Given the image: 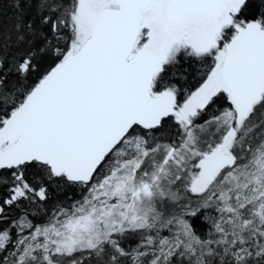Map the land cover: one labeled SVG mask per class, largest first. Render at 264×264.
<instances>
[{
  "label": "snow or ice",
  "instance_id": "obj_1",
  "mask_svg": "<svg viewBox=\"0 0 264 264\" xmlns=\"http://www.w3.org/2000/svg\"><path fill=\"white\" fill-rule=\"evenodd\" d=\"M0 264H264V0H0Z\"/></svg>",
  "mask_w": 264,
  "mask_h": 264
},
{
  "label": "trees",
  "instance_id": "obj_2",
  "mask_svg": "<svg viewBox=\"0 0 264 264\" xmlns=\"http://www.w3.org/2000/svg\"><path fill=\"white\" fill-rule=\"evenodd\" d=\"M9 14V10L7 8V5H5V15H8Z\"/></svg>",
  "mask_w": 264,
  "mask_h": 264
}]
</instances>
